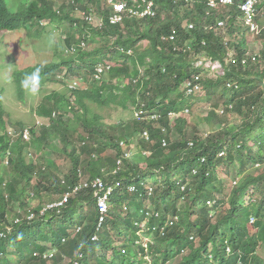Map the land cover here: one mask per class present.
I'll list each match as a JSON object with an SVG mask.
<instances>
[{
  "label": "trees",
  "instance_id": "trees-1",
  "mask_svg": "<svg viewBox=\"0 0 264 264\" xmlns=\"http://www.w3.org/2000/svg\"><path fill=\"white\" fill-rule=\"evenodd\" d=\"M57 1L16 0L13 11L0 0V32L52 36L56 23L66 32L54 61L14 74L21 99L30 94L21 81L36 68L39 84L67 85L34 110L41 124L34 119L33 126L18 123L11 137L0 134V264H264V0H257L253 32L239 8L247 0L215 10L206 0H157L155 17L118 24L107 0ZM249 35L261 45L254 56ZM202 56L218 61L224 75L209 78L211 70L196 66ZM106 62L114 65L98 81ZM75 83L80 89L69 88ZM207 97L213 109L198 123L210 132L200 136V124L190 127L184 115ZM130 102L141 118L134 114L128 124H108L97 112L127 110ZM65 155L72 164L61 180L56 159ZM220 171L235 181L226 201L218 198ZM67 194L66 205L50 208ZM97 194L108 198L105 216Z\"/></svg>",
  "mask_w": 264,
  "mask_h": 264
},
{
  "label": "rangeland",
  "instance_id": "rangeland-1",
  "mask_svg": "<svg viewBox=\"0 0 264 264\" xmlns=\"http://www.w3.org/2000/svg\"><path fill=\"white\" fill-rule=\"evenodd\" d=\"M18 1H21V0H18ZM59 1L60 0L57 1L56 7H59L61 5V2ZM7 2L9 4L10 9L15 11V8L11 7V4L13 3L14 5H16L17 3L16 0H7ZM105 4H106V1H103V6ZM162 15L164 16L170 15L171 18L174 17L172 12L170 13L169 11H164V10L162 11ZM100 19L101 18L93 17L92 24L94 26L100 25L102 23ZM64 29L65 28L61 24H58V23L53 24L49 26L48 28V32L52 36H48L44 34L41 37L38 36L39 32L36 29H33L31 32L33 37H29L27 31L0 32V110L3 109L7 112L6 115L4 116L10 122V125L13 126L14 128H17L16 126L18 123H23L26 126H33L35 123V121L33 122V118H35L34 110L37 108L38 105H40L44 101V97L48 95H52V93L56 90L60 92H64L65 86L67 87L66 84L64 86L61 83H60L61 85L52 84V83L39 84L38 92L35 94L31 93L30 95L27 96L25 102H23L22 100H20V98H17V96L14 95L15 86L12 82L13 72L15 70L17 69L25 70L29 67H34L41 63L45 64L47 62L54 61L55 46L57 42L64 39L65 38L64 35H66V32ZM63 30H64V33H62ZM248 40L250 43H252V50H249V55L254 56L258 54L260 47H261L260 41L258 39L257 40L252 39L251 35L248 36ZM143 44L147 45L148 42H144ZM91 48L92 46L90 47V49ZM202 57H203V60L207 59V57H204V56ZM208 60H211V59H208ZM105 64L108 66L114 65L113 62H110V63L106 62ZM198 64L196 66H198ZM215 64H220V63L217 61L215 62ZM99 69H98V74H101L99 73ZM107 72H108V68L105 70L104 74ZM217 74L224 75V72L221 71V74L220 73H217ZM218 75H213L211 72L208 75V77L215 79L216 76ZM96 78L98 79V81L101 79L100 75H97ZM73 87H77V84L74 85ZM82 87H85V85H83ZM212 107L213 105H212V102L209 101V97L200 101L199 104H195L194 111L191 112V114L184 115V117L188 119L190 123L189 126L193 127L194 124H197L202 118H205L206 116H208V113L213 109ZM97 112L103 115L106 123L108 124H115L121 121L128 124L135 116L134 115L135 108L133 107L131 102L128 104L127 110H124L123 108L118 107V106H112L110 108L98 109ZM173 120L175 119L173 118ZM232 120L237 122L239 119L236 116H234ZM31 121L33 123H30ZM186 129H188V127ZM197 129H198L197 134H199L200 136H205L209 134L210 132V126L206 123L198 125ZM173 131H174L173 139L179 138L177 131L175 129ZM4 133L5 131L0 127V134H4ZM189 135L191 136L193 135V132L191 130H190ZM32 155H33L32 159L36 160L38 164L43 165V163H41L42 162L41 158L39 161L35 153ZM51 157L53 158V156ZM56 164L58 167H60L58 168L57 175L59 178H61V180H63L66 174L71 169V164H72L71 159L68 157V155H65V157L61 159L57 158ZM8 169L9 168H7L6 170H2L1 175H5ZM219 177H220L219 180L223 184L224 193L219 194L220 197L218 198L226 201L231 192L232 187L235 184V181L233 180V177H231L230 175L229 177H226L225 174H223L221 171L219 172ZM42 182H43L42 185L46 184V181H42ZM39 183H40V180L38 179L34 182L33 185H36ZM54 197L58 198L57 196H54ZM147 204L150 205L149 203ZM38 205H39V200L38 199L33 200V207H36ZM228 209H229V205L225 204L223 208H221L220 211L226 213ZM250 230L252 233L255 232V230L252 227H250ZM9 251L10 253L8 254L7 259L13 261L17 256L13 245L10 246ZM258 254L264 257L263 247L258 250ZM112 256H113L112 253L108 254L109 258H112Z\"/></svg>",
  "mask_w": 264,
  "mask_h": 264
},
{
  "label": "built area",
  "instance_id": "built-area-1",
  "mask_svg": "<svg viewBox=\"0 0 264 264\" xmlns=\"http://www.w3.org/2000/svg\"><path fill=\"white\" fill-rule=\"evenodd\" d=\"M137 1L138 0H136V2ZM178 1L179 0H175V3L177 4ZM206 1H207V6H208L209 10H215L220 6L229 7V6H232L233 4H235L234 0H206ZM190 2H191V0H185V3H190ZM110 4L114 10L113 15L110 18V21L112 24H118V23L123 22V19L125 17L132 18V17H138L140 15H142V16H147V15L154 16V14L152 12L153 8H154L153 2H151V6L148 7L144 11H142V9H141L142 6H139L138 8L128 7V4H123V3L116 4V3H114V0H111ZM256 5H257V0H247L246 2L240 4V6H239L240 10L244 14L245 25L250 28L251 32L256 30V26L253 23V17H254ZM87 19L90 21V23H92V21H93L92 17H88ZM223 25H224V21L218 22L219 28L222 27ZM187 29L188 30H194V24L193 23L187 24ZM176 35H177V32L174 30L173 34L170 35L169 40L170 41L175 40ZM164 40L166 42H169V41H167V36H165ZM230 55H232V54H230ZM198 66H203L205 69L211 70L212 73H220L221 74V71H223V67L221 64H215V62H213L212 60H208V59L203 60V58H202L198 64ZM107 68L109 69L110 67L109 66H101V68L99 69V73L102 74ZM196 89H199V87H197ZM140 105H142V104H140ZM137 111L138 110L135 109L136 117L141 118V115H140L141 112L138 113ZM142 114H143V112H142ZM156 117L157 116L153 115V116H150L148 118L156 119ZM143 137L148 140L149 139L148 133H144ZM25 138L29 139L28 133L25 134ZM99 184H100V186L102 185L99 181H97L94 183V186H97ZM70 196H71L70 194H67L63 198V200L61 202H59V204H55L53 206H50V208L55 207V206L60 207V206L66 205V203L69 202ZM97 198L99 200V203H98L99 210H100L101 214L105 216V214L108 212V203H107L108 198L105 195L103 197H101L99 194H97ZM104 216L101 218V223L104 221Z\"/></svg>",
  "mask_w": 264,
  "mask_h": 264
},
{
  "label": "clouds",
  "instance_id": "clouds-1",
  "mask_svg": "<svg viewBox=\"0 0 264 264\" xmlns=\"http://www.w3.org/2000/svg\"><path fill=\"white\" fill-rule=\"evenodd\" d=\"M159 1H161V0H159ZM190 8H192V5L190 4ZM165 41V40H164ZM166 42V41H165ZM19 70H23V69H19ZM41 71H42V69L41 68H36L32 73H30V74H27L26 76H25V78L21 81V84H22V87H24L26 90H28L29 92H30V94L32 93V94H35V93H37L38 92V90H39V82H40V74H41ZM16 72H18V69L17 70H15L14 72H13V84H14V86H15V93H14V95H16L17 96V98H20V100H22L23 102H25V100H26V98H27V96L28 95H30L29 93H26V95H25V97H23L22 99H21V96H20V94H19V91H18V87L16 86V83H15V80H14V74L16 73ZM99 75H101V74H99ZM74 85H76V83L74 84ZM73 85V86H74ZM72 85H69V88H71V89H80V86H79V84H77V87H73ZM1 112H3L2 114H3V119H4V124L3 125H1V123H0V127L5 131V133L4 134H8V135H10V137L11 136H13V132H14V130H15V128L13 127V126H11L10 125V122L7 120V118H5V116L4 115H6V111L5 110H1ZM0 112V113H1ZM35 118H33V120H34ZM36 120V119H35ZM39 124H41V122H40V120H39V118L36 120V125H39ZM26 133H28V136H29V139H26L25 138V134ZM23 139H24V141H26V142H30L31 141V135H30V129H26L24 132H23ZM29 157L31 158L32 157V153H29ZM8 165V164H7ZM5 166H6V163H5ZM8 167V166H7ZM57 204H59V202L57 203ZM61 207V206H60ZM46 212V210H43L42 211V213L44 214ZM32 216H35L34 214L32 215ZM151 238H149L148 240H150Z\"/></svg>",
  "mask_w": 264,
  "mask_h": 264
},
{
  "label": "bare ground",
  "instance_id": "bare-ground-1",
  "mask_svg": "<svg viewBox=\"0 0 264 264\" xmlns=\"http://www.w3.org/2000/svg\"><path fill=\"white\" fill-rule=\"evenodd\" d=\"M109 1V4H108V6L109 5H111L110 4V1L111 0H107V2ZM156 1L157 0H151V2H153L154 3V8H153V14H154V16H152V15H147V16H142V15H140V16H138V17H140V18H145V17H155L156 16V14H157V12H156ZM106 2V3H107ZM114 3H116V4H120V3H123V4H127V2L126 1H121V2H115V0H114ZM128 4H130V2L128 3ZM106 6H107V4H106ZM233 6V5H232ZM114 11V10H113ZM258 29V28H257ZM259 31V30H258ZM83 45V44H82ZM73 47V46H72Z\"/></svg>",
  "mask_w": 264,
  "mask_h": 264
}]
</instances>
